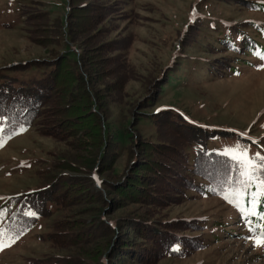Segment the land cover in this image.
Masks as SVG:
<instances>
[{
  "label": "rangeland",
  "instance_id": "obj_1",
  "mask_svg": "<svg viewBox=\"0 0 264 264\" xmlns=\"http://www.w3.org/2000/svg\"><path fill=\"white\" fill-rule=\"evenodd\" d=\"M104 1L108 0H87L85 3ZM108 3H112V13H108L107 17L97 16L95 25L88 26L86 32L76 34V45L87 48L88 43H102L105 47L116 39L125 42L120 49L122 53L114 50L110 54L121 53L119 56L131 69L133 78L123 77L120 89L114 86L116 79L122 77V72H119L120 67L115 73L111 72L115 62H108L105 66L107 72L96 79L94 89L102 90L101 94L107 96L101 111L108 117L113 131L133 125L136 129L134 142L116 140L101 171L93 163L92 156H85L87 147H76L77 144L70 145L69 140L47 136L38 126L19 129L5 139L0 135V197L28 193L38 188L43 184L40 169L50 168L53 161L57 163L62 159L67 160L65 163L72 161L83 165L79 166L81 170H62L68 180L91 182L87 186L84 184L85 194L76 199L78 205L70 204L62 213L39 218L26 234L10 246L0 248V264H35L40 259L53 261L71 255L81 257L87 264H97L99 261L95 255H83L81 249L78 250L80 244L60 249L47 241V233L56 221L63 225L73 222V225L77 224L75 229L85 227L90 230L98 217L118 228L125 227L129 223L127 219L156 221L151 227L172 221L179 224V228L171 231L178 229L189 238L196 236L203 243L190 252L183 250L181 256L158 257L152 239H149H154L158 233L152 231V236L146 238L135 233L131 234L135 240L133 243L143 248L144 251L141 248L139 254L149 261L139 260L137 255H133L137 252L133 249V254L129 253L123 259L117 255L114 263L105 259L103 264H264V246L255 243L260 235L217 196H203L195 191L191 196L176 198L179 193L165 186L156 190L159 200L153 198L148 202L134 203L126 199L119 203L120 206L117 203L112 207L109 199L97 202L95 199L99 198H88L93 189L98 188L104 193L110 182L127 177L135 168L146 175L145 170H138L139 163L143 161L141 143L169 141L168 136L150 122L136 123L135 116L147 98H151L152 103L142 108L145 111L174 107L194 122L249 130L253 137L262 139L264 147V59L248 52L240 60L235 59V63L231 64L233 69L223 76L211 73L201 60L227 55L222 50L213 51L219 45L215 42L218 33L210 30L211 21L222 31L228 25L223 20L228 23L253 20L263 24L264 12L245 8L242 0H111ZM70 5L71 0H0V69L47 59L53 50L63 51V41L68 39L64 33L69 24ZM31 13L37 14L35 18L29 19ZM200 21L202 23L197 30L196 25ZM210 43L214 44L211 49ZM172 68L174 70L171 71ZM164 73L172 76L159 89ZM34 74V71H28L15 75L27 78ZM210 143L219 147L221 141ZM237 144L247 149L248 159L256 153L262 154L235 140H228L221 148L234 157L229 149ZM186 151L187 154L193 152L192 149ZM151 155L153 158L161 157L155 152ZM181 220L193 224L191 229H185ZM129 228L127 226L120 232ZM160 229L166 230V227ZM82 247L89 252L94 251L93 244Z\"/></svg>",
  "mask_w": 264,
  "mask_h": 264
},
{
  "label": "trees",
  "instance_id": "obj_2",
  "mask_svg": "<svg viewBox=\"0 0 264 264\" xmlns=\"http://www.w3.org/2000/svg\"><path fill=\"white\" fill-rule=\"evenodd\" d=\"M86 1L71 0L69 24L65 33L63 32L67 34L68 39L63 41L65 44L63 51L53 50L47 59L32 60L24 65L15 64L8 69H0V135L5 139L19 129L38 126L47 133V136L69 140V144L75 143L76 147H87L85 156H92L93 163H96L102 171V166L107 164L106 160L112 151L111 145L118 139H126L127 143L134 142L136 129L132 125L129 128L113 131L108 117L101 111L102 102L107 96L101 94L102 90L94 89V83L97 78L107 72L108 69L105 66L108 62H115L111 72L115 73L118 67L121 69L119 72H122L120 75L122 77L117 78V83L114 85L119 89L123 85V81L120 80L125 76L133 78V75L125 60L123 62L119 56L122 53L120 49L122 50L125 43L123 40H113L105 47H102V43L97 45L88 43L87 48L76 45V34L86 32L89 29L88 26L95 25L97 21L94 19L97 16L107 17L108 13H112L110 11L112 3H108L111 0L90 4L85 3ZM242 3L245 8L264 12V1L242 0ZM22 14L25 16L24 11ZM36 15L31 13L28 16L32 19ZM223 21L228 25L222 31L215 26L214 21L210 22V25L212 24L210 30L218 33L215 42L219 47L213 51L222 50L227 55L216 59L215 57L201 59L202 64L207 65L211 73L223 76L233 69L231 64L235 63V59L240 60L241 56L248 52L264 59V23L253 20L243 23ZM200 23L202 21L196 25L197 30L201 26ZM236 36H238L237 39ZM211 46L214 44H209L210 49ZM114 50L121 52L117 53L119 58L117 55L114 58L115 56L110 54ZM28 71H34L35 74L27 78H19L15 75L18 72ZM171 76L170 73L162 75L160 83L158 82L159 89L168 83ZM151 103V98H147L141 106V111L137 112L135 121L136 123L137 121L150 122L167 135L169 141L141 143L143 161L139 163L138 170H145L149 175L139 173L135 168L127 177L117 182H110L104 191L106 195L102 193V190L92 188L88 198L90 200L99 198L95 199L97 202L99 200L106 202L109 199L114 207L126 199L134 203L148 202L153 198L159 200L156 190L165 186L179 193L175 195L176 198L191 196L192 192L199 191L203 196L208 194L221 198L233 208L232 210L238 214L240 220L260 235L264 231V219H261L264 215V196L259 194L260 179H264V170L253 172L252 179L249 180L242 173L252 170L241 158L230 156L221 147L228 140H235L259 150L262 153L261 156H264L262 139L253 137L249 130L215 127L194 122L184 112L174 107L157 108L152 112L143 110ZM214 140L221 141L219 147L210 143ZM187 149H192L193 152L187 154ZM154 152L161 157L153 158L151 154ZM251 160L256 164L260 163L256 155H253ZM66 161L63 159L57 163L53 161L50 168L40 169L39 173L43 174V184L38 188L28 193L0 197V233L3 234L0 236V244H12L9 237L15 241L18 240L35 226L39 218H48L53 214L62 213L70 204L78 205L76 199L81 194H85L84 184L87 186L91 182L68 180L67 175L61 173L62 170H81L79 166L83 165L72 161L65 163ZM30 212L35 215H29ZM96 219L99 221L94 220L95 225L90 230L85 227L75 229L77 224L73 225V222L63 225L56 221L52 230L47 233V241L60 249L72 248L71 246L80 244L78 250L81 249L83 255H95L99 261L97 264H103L105 259L114 263L113 260L117 255L123 259L129 253L133 254L131 251L133 249L137 251L133 255L143 260L144 256L139 254L142 247L133 243L135 240L132 239L131 234L135 233L144 238L152 236L150 233L152 231L158 233L154 239L149 238L152 239V246L158 257L181 256L183 250L190 252L191 249L203 244L196 236H192L197 239L195 241L178 229L171 231L179 228V224L172 221L160 222L159 227H151L157 222L151 223L141 218L135 221L127 219L126 222L129 223L125 227L118 228L115 224L103 222L99 217ZM180 223L187 230L193 226L184 220ZM127 226H130L128 231L120 232L123 229L126 230ZM160 227H166V230ZM81 244H93L94 251H90L93 253L84 249ZM142 251H144L143 248ZM144 260L149 261L147 258ZM39 262L35 264H87L81 257H75V255L53 261L40 259Z\"/></svg>",
  "mask_w": 264,
  "mask_h": 264
},
{
  "label": "snow or ice",
  "instance_id": "obj_3",
  "mask_svg": "<svg viewBox=\"0 0 264 264\" xmlns=\"http://www.w3.org/2000/svg\"><path fill=\"white\" fill-rule=\"evenodd\" d=\"M229 151L234 154V158H237V156L239 158H241L245 162L246 166L252 170L251 172L246 171V172L242 173V175L247 176L249 180L252 179V173L253 172L259 171V170H264V156H261L259 153H256V159L259 160L260 163L256 164L251 159H248L247 149L243 148L239 144L232 146L229 149ZM260 185H261V192L259 194L264 196V179H260ZM225 198L227 199L228 197L226 196ZM28 214L29 215H35V213H31V212ZM249 214H253V213H249ZM261 219H264V215L261 216ZM2 235L3 234L0 233V236H2ZM8 239L11 240L12 243L15 242V240L12 239L11 237H9ZM255 243L258 246H264V231H262L260 233V236L258 238H256ZM7 246H10V244L9 243L0 244V248L7 247Z\"/></svg>",
  "mask_w": 264,
  "mask_h": 264
}]
</instances>
